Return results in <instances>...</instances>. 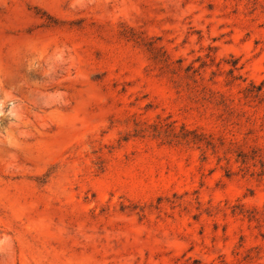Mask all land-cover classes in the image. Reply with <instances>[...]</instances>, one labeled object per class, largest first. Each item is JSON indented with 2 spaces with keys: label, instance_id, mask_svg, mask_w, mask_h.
<instances>
[{
  "label": "rangeland",
  "instance_id": "1",
  "mask_svg": "<svg viewBox=\"0 0 264 264\" xmlns=\"http://www.w3.org/2000/svg\"><path fill=\"white\" fill-rule=\"evenodd\" d=\"M0 264H264V0H0Z\"/></svg>",
  "mask_w": 264,
  "mask_h": 264
}]
</instances>
